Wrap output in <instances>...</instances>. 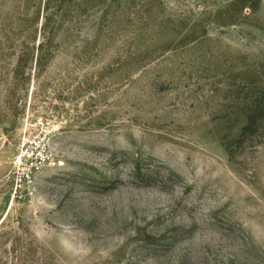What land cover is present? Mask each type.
<instances>
[{
	"label": "rangeland",
	"instance_id": "374dc122",
	"mask_svg": "<svg viewBox=\"0 0 264 264\" xmlns=\"http://www.w3.org/2000/svg\"><path fill=\"white\" fill-rule=\"evenodd\" d=\"M0 264H264V0H0Z\"/></svg>",
	"mask_w": 264,
	"mask_h": 264
},
{
	"label": "built area",
	"instance_id": "2783aa9c",
	"mask_svg": "<svg viewBox=\"0 0 264 264\" xmlns=\"http://www.w3.org/2000/svg\"><path fill=\"white\" fill-rule=\"evenodd\" d=\"M36 127L38 128H42L44 127V123L42 121L37 122ZM35 145V141L32 143ZM26 144H24L22 146V148H24ZM46 145H41V149H40V154L38 157H34V155L32 157H27L24 159V156L18 157L16 159V164L18 167H23V164L29 163L31 166V169L29 171V173H27L25 175V179L27 182H31L33 179V173L34 171H37L38 169H40L47 161H48V155H47V151H46ZM23 159H24V163H23Z\"/></svg>",
	"mask_w": 264,
	"mask_h": 264
}]
</instances>
